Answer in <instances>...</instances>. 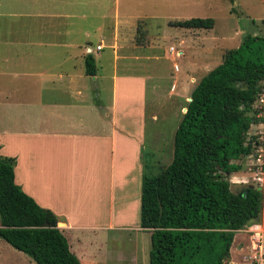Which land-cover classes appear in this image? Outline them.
Returning a JSON list of instances; mask_svg holds the SVG:
<instances>
[{"label":"crops","instance_id":"crops-1","mask_svg":"<svg viewBox=\"0 0 264 264\" xmlns=\"http://www.w3.org/2000/svg\"><path fill=\"white\" fill-rule=\"evenodd\" d=\"M207 7L211 0H0V157L14 159V184L56 217L79 264L82 245L93 257L97 233L135 219L145 122L158 121L157 77L133 64L141 57L132 30L160 12L188 20ZM154 142L156 133L151 151ZM8 247L0 240V264H17Z\"/></svg>","mask_w":264,"mask_h":264},{"label":"trees","instance_id":"trees-1","mask_svg":"<svg viewBox=\"0 0 264 264\" xmlns=\"http://www.w3.org/2000/svg\"><path fill=\"white\" fill-rule=\"evenodd\" d=\"M212 25L198 18L168 22L191 30ZM84 70L95 73L90 56ZM263 82L264 39L247 36L191 90L170 162L156 174L142 163L138 227L149 232L148 264H223L234 233L264 219V193L246 186L234 194L227 181L251 152V106ZM14 163L0 157V240L34 264H79L56 217L14 184Z\"/></svg>","mask_w":264,"mask_h":264},{"label":"rangeland","instance_id":"rangeland-1","mask_svg":"<svg viewBox=\"0 0 264 264\" xmlns=\"http://www.w3.org/2000/svg\"><path fill=\"white\" fill-rule=\"evenodd\" d=\"M211 1L212 7H207L209 10L205 14L193 16L211 18L214 25L209 30L197 29L196 31L199 32H196L172 28L168 26L170 22L168 20H186L185 15L182 13L165 15L162 12L158 14L159 19L151 21L146 27L137 24L132 30L130 40L135 49L140 51L139 57H141L139 62L132 63L140 67L144 76L152 74L153 80L157 77L158 81L159 97L156 106L158 121L145 122V145L141 156V162L148 164L151 174H156L158 167L170 162L174 130L188 102L189 94L200 78L221 62L225 51L237 48L243 38L258 36L264 39V4L261 0H233L232 3L229 0ZM164 17L168 20H164ZM197 38H200V41ZM185 39L187 42L189 39L192 41L184 46L181 41L184 40L186 43ZM170 47L176 53L181 51L182 55L175 57L170 54L168 52ZM104 56H109L107 50L104 51ZM174 66L177 68L176 72L173 70ZM97 68L100 71V66L97 65ZM147 88L149 89L146 94L147 112H150L155 98L149 94L150 87ZM250 115H252V106ZM251 130L250 126L249 135ZM155 133L156 142L151 151L150 144ZM237 163L240 166L239 171L227 176L230 192L236 194L242 188L251 186L259 188L260 192L264 193V188H260L252 179L250 155L241 158ZM138 193H140V185ZM262 218L260 215L259 219ZM138 221L139 204L135 219L127 223L123 230H104L97 233L96 240L102 244L103 250L99 247L100 251L93 256L94 258L88 245L81 246L85 249L86 256L81 263L131 264L132 258L137 257L136 264H142L140 256L142 254L147 264L149 235L144 231L135 230ZM239 240L245 243L243 236L234 233L228 257L223 260V264H233L237 260L236 243ZM9 249V256L15 263L27 264L26 262L29 261L33 264L27 256Z\"/></svg>","mask_w":264,"mask_h":264},{"label":"built area","instance_id":"built-area-1","mask_svg":"<svg viewBox=\"0 0 264 264\" xmlns=\"http://www.w3.org/2000/svg\"><path fill=\"white\" fill-rule=\"evenodd\" d=\"M95 47V51L100 50ZM89 52V51H88ZM169 53H174L172 47L168 48ZM176 72L177 68L174 66ZM252 130L251 140V173L252 179L260 188H264V82L260 85L259 91L252 105ZM235 234L243 236L245 243L239 240L236 243L237 260L233 264H264V219L247 224Z\"/></svg>","mask_w":264,"mask_h":264},{"label":"water","instance_id":"water-1","mask_svg":"<svg viewBox=\"0 0 264 264\" xmlns=\"http://www.w3.org/2000/svg\"><path fill=\"white\" fill-rule=\"evenodd\" d=\"M188 102H189V100H188ZM250 188H253V187L250 186ZM256 191L260 192V189L259 188H256Z\"/></svg>","mask_w":264,"mask_h":264}]
</instances>
